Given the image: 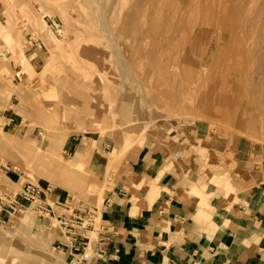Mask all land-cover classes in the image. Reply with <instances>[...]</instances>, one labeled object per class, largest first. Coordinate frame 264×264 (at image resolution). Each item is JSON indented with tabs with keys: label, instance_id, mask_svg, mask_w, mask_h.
Here are the masks:
<instances>
[{
	"label": "rangeland",
	"instance_id": "rangeland-1",
	"mask_svg": "<svg viewBox=\"0 0 264 264\" xmlns=\"http://www.w3.org/2000/svg\"><path fill=\"white\" fill-rule=\"evenodd\" d=\"M223 2L190 0L179 9L181 0H0V186L8 180L1 165L8 166L22 184L50 186L99 214L121 163L145 146L200 169L205 181L194 192L202 198L214 188L238 191L246 173L264 166V79L257 72L264 13L221 18ZM164 50L173 57L160 56ZM119 57L140 73L134 86L152 106L118 101ZM188 58L207 72V99L220 98L217 105L180 108L177 94L195 86L186 80ZM66 163L76 169L64 170ZM0 213V264H69L54 247L55 218L33 206Z\"/></svg>",
	"mask_w": 264,
	"mask_h": 264
},
{
	"label": "crops",
	"instance_id": "crops-1",
	"mask_svg": "<svg viewBox=\"0 0 264 264\" xmlns=\"http://www.w3.org/2000/svg\"><path fill=\"white\" fill-rule=\"evenodd\" d=\"M152 148L133 152L113 175L100 211L106 256L91 264H264V166L246 173L238 191L214 188L202 198L194 192L202 171ZM1 171L8 180L0 190L16 194L10 183L22 188L21 175Z\"/></svg>",
	"mask_w": 264,
	"mask_h": 264
},
{
	"label": "built area",
	"instance_id": "built-area-1",
	"mask_svg": "<svg viewBox=\"0 0 264 264\" xmlns=\"http://www.w3.org/2000/svg\"><path fill=\"white\" fill-rule=\"evenodd\" d=\"M50 186L25 182L16 194L0 196V212L15 215L35 207L43 218H55L59 224L54 247L67 254L69 264H91L103 259V248L109 241L108 228L100 213L91 207L74 202L70 196L52 199Z\"/></svg>",
	"mask_w": 264,
	"mask_h": 264
},
{
	"label": "bare ground",
	"instance_id": "bare-ground-1",
	"mask_svg": "<svg viewBox=\"0 0 264 264\" xmlns=\"http://www.w3.org/2000/svg\"><path fill=\"white\" fill-rule=\"evenodd\" d=\"M139 1H143V0H139ZM168 1H173V0H168ZM176 1V0H175ZM190 0H181V4L178 5L179 9H183L185 6L187 7V5H182V4H188ZM224 2L221 4L220 6V12H219V15L218 17H223L225 16L226 14H228L230 16V14L236 16L238 15L240 18H243L245 19V21H248V18L249 16H251L252 14H258V13H264V0H223ZM151 2V1H150ZM208 2V0H207ZM218 2V1H217ZM133 3V2H132ZM131 3V4H132ZM136 4V3H135ZM139 4V3H138ZM211 4V3H210ZM209 4V5H210ZM175 5V4H174ZM218 5V4H217ZM140 6V5H139ZM211 6V5H210ZM213 7V6H211ZM141 8L143 9V7L141 6ZM209 8V7H208ZM214 8V7H213ZM174 9V7H173ZM188 9V8H187ZM205 9V7H204ZM140 10L141 12V9L139 8L138 11ZM206 10V9H205ZM204 10V11H205ZM210 10V9H209ZM215 10V8H214ZM207 11V10H206ZM211 12V11H210ZM136 13V12H135ZM205 13V12H204ZM213 13V12H212ZM150 14V13H149ZM171 14V13H170ZM207 14V13H206ZM187 15V14H186ZM205 15V14H204ZM141 16V15H140ZM201 16L202 13H201ZM204 17H207V15H205ZM228 17V16H227ZM253 17V15H252ZM234 18V17H233ZM236 18V17H235ZM187 19V18H186ZM137 20H140L139 18ZM136 20V21H137ZM209 20V18H208ZM47 22L44 20V23ZM140 22V21H139ZM229 22V21H228ZM227 22V23H228ZM129 23V22H128ZM138 23V22H137ZM131 24V23H130ZM229 24V23H228ZM132 25V24H131ZM243 25V24H242ZM109 26V25H108ZM230 26V24H229ZM131 27V26H130ZM134 27V26H133ZM197 27V26H196ZM132 28V27H131ZM130 28V29H131ZM129 29V28H128ZM230 29V28H228ZM264 29V28H263ZM112 30V29H111ZM132 30V29H131ZM148 30V28L146 29ZM254 30V29H253ZM143 31V30H142ZM237 31V29H236ZM113 32V31H112ZM137 32V31H135ZM134 33V32H133ZM144 33V32H143ZM146 33V32H145ZM144 33V34H145ZM113 34V33H112ZM121 34V33H120ZM131 34V33H130ZM113 36V35H111ZM123 36V35H122ZM125 36V35H124ZM234 36V35H233ZM222 37V36H221ZM144 38V37H143ZM142 38V39H143ZM238 38V37H237ZM242 38V37H241ZM110 39V38H109ZM146 39V38H145ZM220 40V39H219ZM114 41V39H113ZM214 41L218 42V38H215ZM116 42V41H115ZM146 42V41H145ZM253 43H255V41H252ZM220 43V42H219ZM262 43V42H261ZM111 44V43H110ZM141 44V42H140ZM112 46L114 44H111ZM110 45V46H111ZM231 45V44H229ZM115 46V45H114ZM140 46V45H139ZM228 46V45H227ZM237 46V45H236ZM83 47V46H82ZM142 47V46H141ZM156 47V46H155ZM231 47V46H230ZM258 47V46H257ZM260 48V47H259ZM263 48V47H261ZM260 48V49H261ZM116 49V48H114ZM118 49V48H117ZM229 49V48H228ZM82 50V49H81ZM119 50V49H118ZM89 51V50H88ZM116 51V50H115ZM172 51V50H171ZM236 51V50H235ZM257 51V50H256ZM179 52V51H178ZM228 52V51H227ZM241 52V51H240ZM259 52V51H258ZM86 53V52H85ZM120 55L122 54V52H118ZM136 53V52H135ZM256 53V52H255ZM82 54V53H81ZM116 54V52H115ZM152 54V53H151ZM176 54V53H175ZM242 54V52H241ZM245 54V52H244ZM83 55V54H82ZM135 55V54H134ZM156 55V54H155ZM154 57L150 60L155 63V60L156 57ZM159 55V54H158ZM185 55V54H184ZM215 55V54H214ZM235 55V54H234ZM86 56V54H85ZM96 56V55H95ZM160 56H164V57H170L172 58L173 55L172 54H169L167 50H164L163 53L160 55ZM186 56V55H185ZM252 56L254 58H257L258 57V54H252ZM89 57V56H88ZM150 57V56H149ZM117 58V57H116ZM238 58V57H237ZM235 59V58H234ZM120 57H119V60L118 62L120 61ZM124 60V59H123ZM159 60H160V57L158 56L157 57V62L159 63ZM258 60V59H257ZM117 61V59H116ZM216 61V60H215ZM235 61V60H234ZM260 61H261V64L260 66L257 68V72H261L262 73V76H263V79H264V58L263 57H260ZM92 62V61H91ZM121 62V61H120ZM127 62V57H126V61ZM125 62H121V69H120V77L122 78V87H121V90L119 91L118 95H117V98H118V101L121 103V105H124V106H131L133 103H136L138 107L139 104H143L144 108H147V107H150L153 105L152 101L153 99L147 95H145V93L143 92V90L138 87V86H134V82H137L139 83L143 78L140 76V73L139 72H136L135 70L132 71L131 69H129L127 67V63L124 64ZM136 62V60H135ZM138 62V61H137ZM169 62V61H167ZM166 62V64H167ZM189 66H191L192 68H190V72L192 73V75H188L187 74V82L190 80L191 82H193L195 84V86L193 87H187V90L184 91V93L182 94H177V97H178V100L180 102V108L182 110H186L187 112L188 111H191L192 109H195L196 107L198 106H202V104H206V105H209L210 103L212 104H215L217 105L219 100L217 99H214L215 97H211V100H208L207 98L210 96V94L208 95V90H207V83L206 81L204 80V77H206V73L207 72H203L201 70V68L199 70H197V61L193 58H188L187 60ZM151 63V62H149ZM164 63V62H163ZM165 64V65H166ZM233 64V63H232ZM136 65V64H135ZM148 65H151V64H148ZM157 65V64H156ZM161 66V64H160ZM167 66V65H166ZM232 66V65H231ZM230 66V67H231ZM138 68V67H137ZM162 69V67H161ZM203 69V68H202ZM170 70V68H169ZM231 70V69H230ZM25 71V70H24ZM23 71V72H24ZM163 71V70H162ZM165 71V70H164ZM20 73V72H19ZM181 77V76H180ZM184 77V76H183ZM213 77V76H212ZM236 77V76H235ZM21 78V77H20ZM173 78V77H172ZM207 78V77H206ZM179 80V79H178ZM177 80V81H178ZM235 80V79H234ZM174 81V80H173ZM264 81V80H263ZM196 82V83H195ZM230 82V81H229ZM192 83V84H193ZM193 84V85H194ZM197 84V86H196ZM209 84V83H208ZM237 86V85H235ZM234 88V87H233ZM244 88V87H243ZM235 89V88H234ZM260 89V88H259ZM212 90V89H210ZM261 92V91H260ZM72 95H75L74 92H72ZM196 93H198L199 95L198 96H194ZM216 96H219L220 95V92L217 90L216 92ZM212 94V93H211ZM229 94V92H228ZM213 95V94H212ZM261 95V94H260ZM232 96V95H231ZM82 96L79 95L78 93L76 94V97L78 100L79 99H82L81 98ZM206 99V100H205ZM199 100V102H198ZM237 100V99H236ZM235 101V100H234ZM231 102V101H230ZM200 103V104H199ZM254 104V102H252ZM199 104V105H198ZM232 104V103H231ZM120 105V106H121ZM200 106V107H201ZM222 106V105H221ZM233 106V105H232ZM207 108V107H206ZM233 108V107H232ZM235 108V107H234ZM233 108V109H234ZM122 109V108H120ZM126 109V108H124ZM197 109V108H196ZM229 110V109H228ZM124 112V111H123ZM145 113V112H144ZM235 116V113L233 114ZM64 170L66 171H73L76 169V166H73V165H69L68 163H66L65 165H63L62 167ZM38 250V249H37ZM37 254H43L38 252ZM50 254H48L49 256ZM41 256V255H40ZM25 261V260H24ZM23 262V261H22ZM28 262V261H27ZM24 263V262H23ZM22 263V264H23ZM20 264V263H19Z\"/></svg>",
	"mask_w": 264,
	"mask_h": 264
}]
</instances>
